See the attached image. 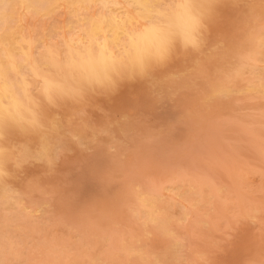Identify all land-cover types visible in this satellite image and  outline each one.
Masks as SVG:
<instances>
[{
  "label": "clouds",
  "instance_id": "obj_1",
  "mask_svg": "<svg viewBox=\"0 0 264 264\" xmlns=\"http://www.w3.org/2000/svg\"><path fill=\"white\" fill-rule=\"evenodd\" d=\"M222 2L0 0V264H35L38 253L61 264L63 249L50 228L72 229L58 216L57 191L45 180L58 174L73 146L117 152L115 129L129 118L97 125L91 102L138 80L147 81L158 99L174 100L170 89L183 74H156L188 56L198 67L205 54L221 50L224 41L210 43L209 37ZM224 54L238 62L210 78L211 99H228L243 71L264 69V26ZM35 166L41 175L27 176ZM159 201L151 187L132 189L123 207L136 231L106 234L113 259L98 257L92 264H176L183 241ZM145 228L170 246L144 245Z\"/></svg>",
  "mask_w": 264,
  "mask_h": 264
},
{
  "label": "rangeland",
  "instance_id": "obj_2",
  "mask_svg": "<svg viewBox=\"0 0 264 264\" xmlns=\"http://www.w3.org/2000/svg\"><path fill=\"white\" fill-rule=\"evenodd\" d=\"M261 26H264V0H223L218 6V17L211 25L209 37L210 43L215 42L218 38L224 41L221 50L205 54L200 59L198 67H193L195 57L188 56L176 60L167 69L156 74L160 76L168 71L183 74L170 89L174 100L167 96L158 99L147 81L138 80L124 83L113 96L98 97L91 102L89 113L92 121L97 125H103L108 119L118 121L124 116H129V118L115 129L121 143L117 152L109 156L103 148H96L92 152H83L73 146L72 154L61 163L58 174L45 180V183L51 184L57 191L56 211L58 216L66 220L72 229L68 231L57 227L55 224L50 228V238H55L63 247L59 256L61 264H92V261L99 256L107 260L113 259L110 251L103 244V237L105 234L118 229L129 232L136 230V226L130 224L123 204L130 198L132 189L143 185L142 188L151 187L158 191L161 195L160 198H164L159 201V205L163 209L168 207L169 216L174 218L172 228L183 241L180 254L175 257L176 264H264V92L261 91L264 85V69L257 66L255 70L247 69L240 73L233 86V96L229 99H211L208 89L210 78L224 74L226 69H231L238 62L231 55H225V51L231 52L233 48L242 45L246 37ZM251 85L255 86V89H252ZM240 122L245 127L240 125ZM260 124L263 125V128ZM210 127L214 130H211ZM225 136L229 138L226 139ZM202 142L204 143L202 144ZM242 151L248 152V154ZM257 157L259 160L256 159ZM220 159H223L222 162ZM237 167L247 170L250 178L247 171L243 170L241 174ZM216 168H218L217 171ZM226 168L235 176L228 174ZM41 172L42 168L35 166L27 169V176H39ZM236 176H241V179ZM173 177L174 179H171ZM203 179H205L206 184ZM131 182L132 184H130ZM196 185L200 188L195 189ZM254 188L256 189L252 191L251 189ZM180 190H184V192ZM164 191L166 194L163 193ZM215 193H217L216 196H214ZM248 197H251L250 201ZM195 201L199 204L198 208V204H194ZM199 208H202L203 212ZM204 209L206 210L204 211ZM176 212L178 213V215L176 214L177 217ZM207 212L208 214H206ZM199 231H202L201 233H204L205 236ZM147 232L151 234L148 233V236ZM141 234L143 244L150 245L151 249H163L170 246V241L160 234H154L151 229L145 228ZM60 235L61 238H59ZM62 235L66 236L63 237ZM59 240H63L66 244ZM80 242L82 244L79 245ZM206 245H208L207 248ZM38 254H35L38 258L33 256L35 264H52L53 257L51 259L49 256ZM40 255H43V259Z\"/></svg>",
  "mask_w": 264,
  "mask_h": 264
},
{
  "label": "bare ground",
  "instance_id": "obj_3",
  "mask_svg": "<svg viewBox=\"0 0 264 264\" xmlns=\"http://www.w3.org/2000/svg\"><path fill=\"white\" fill-rule=\"evenodd\" d=\"M257 73H258V72H257ZM236 80H237V79H236ZM240 81H241V80H240ZM248 82H249V81H248ZM248 84H249V83H248ZM257 84H258V83H257ZM257 84H256V85H257ZM242 85H243V84H242ZM254 85H255V84H254ZM256 85H255V86H256ZM262 85H263V84H262ZM262 85H261V86H262ZM251 86H252V89H255V88H254L255 86H254V87H253V85H251ZM245 87H246V86H245ZM248 87H250V86H248ZM258 88H259V87H258ZM243 89H245V88H243ZM246 89H247V88H246ZM256 89H257V88H256ZM245 91H246V90H245ZM245 91H244V92H245ZM256 91H258V90H256ZM261 91L264 92V85H263ZM235 92H236V91H235ZM239 92H240V91H239ZM241 92H242V91H241ZM248 92H249V91H248ZM236 94H237V93H236ZM260 94H262V93H260ZM240 95H241V93H240ZM209 96H210V95H209ZM232 96H233V95H231L230 97H232ZM206 97H207V96H206ZM200 98H201V97H200ZM208 99H209V98H208ZM228 99H229V98H228ZM245 99H246V98H245ZM203 100H204V97H203ZM209 101L211 102V100H209ZM212 101H213V100H212ZM236 101H237V100H236ZM243 102H244V101H243ZM240 103H241V102H240ZM253 105H254V103H253ZM207 106H208V105H207ZM224 106H225V105H224ZM260 106H261V104H260ZM205 107H206V106H205ZM261 107H262V106H261ZM202 108H203V107H202ZM244 108H245V107H244ZM254 108H255V107H254ZM256 108H257V107H256ZM256 108H255V109H256ZM246 109H247V108H246ZM255 111H256V110H255ZM213 113H214V112H213ZM258 113H259V112H258ZM199 114H200V113H199ZM261 114H262V113H261ZM234 116H235V115H234ZM246 116H247V115H246ZM230 117H231V116H230ZM248 117H249V116H248ZM222 118H223V117H222ZM257 118H258V117H257ZM220 119H221V118H220ZM237 119H238V118H237ZM237 119H235V120H237ZM245 119H246V118H245ZM218 120H219V119H218ZM233 120H234V119H233ZM249 120H250V119H249ZM258 120H259V119H258ZM221 121H222V120H221ZM244 121H245V120H244ZM260 121H261V120H260ZM251 122H252V121H251ZM263 122H264V121H263ZM217 123H218V122H217ZM217 123H216V124H217ZM240 123H241V122H240ZM252 123H253V122H252ZM237 124H238V123H237ZM257 124H258V123H257ZM262 124H263V123H262ZM224 125H225V123H224ZM230 125H231V124H230ZM232 125H233V124H232ZM240 125H243V124L241 123ZM246 125H247V124H246ZM215 126H216V125H215ZM218 126H219V125H218ZM220 126H222V125H220ZM243 126H244V125H243ZM260 126H261V124H260ZM262 126H263V125H262ZM262 126H261V127H262ZM226 127H227V126H226ZM226 127H225V128H226ZM244 127H245V126H244ZM213 128L217 129L216 127H213ZM219 128H220V127H219ZM221 128H222V127H221ZM225 128H224V129H225ZM238 128H240V127L238 126ZM242 128H243V127H242ZM256 128H257V127H256ZM262 128H263V127H262ZM210 129H211V130H214V129H212V127H210ZM224 129H223V130H224ZM246 129H247V128H246ZM250 129H251V128H250ZM217 130H219V129H217ZM247 130H248V129H247ZM255 130H256V129H255ZM258 131H259V130H258ZM224 132H225V131H224ZM232 132H233V131H232ZM249 132H250V131H249ZM251 132H252V131H251ZM215 133H216V132H215ZM239 134H240V133H239ZM248 134H249V133H248ZM227 135H228V134H227ZM241 135H242V134H241ZM255 135H257V134H255ZM219 136H221V135H219ZM219 136H218V137H219ZM223 136H224V135H223ZM244 136H245V135H244ZM263 136H264V135H263ZM221 137H222V136H221ZM230 137H231V136H230ZM232 137H233V136H232ZM245 137H246V136H245ZM248 137H249V136H248ZM257 137H258V136H257ZM214 138H215V137H214ZM214 138H213V139H214ZM225 138L227 139V138H229V137H226V136H225ZM236 138H237V137H236ZM251 138H252V137H251ZM254 138H255V137H254ZM221 139H222V138H221ZM234 140H235V139H234ZM253 140H254V139H253ZM202 141H203V140H202ZM218 141H220V140H218ZM221 141H222V140H221ZM237 141H239V140L237 139ZM245 141H247V139H245ZM249 141H250V140H249ZM255 141H256V140H255ZM200 142H201V141H200ZM222 142H223V141H222ZM203 143H204V142H202V144H203ZM205 143H206V141H205ZM226 143H227V142H226ZM242 143H243V141H242ZM244 143H245V142H244ZM248 143H250V142H248ZM257 143H258V142H257ZM259 143H260V142H259ZM196 144H197V143H196ZM206 144H208V143H206ZM206 144H205V145H206ZM234 144L237 145L238 142H237V144H236V143H234ZM226 145H227V144H226ZM240 145H241V144H240ZM250 145H251V144H250ZM196 146H197V145H196ZM209 146H210V144H209ZM229 146H230V145H229ZM254 146H255V145H254ZM261 146H263V145H261ZM198 147H199V146H198ZM220 147H221V146H220ZM224 147H225V146H224ZM235 147H236V146H235ZM242 147H243V145H242ZM255 147H256V146H255ZM237 148H238V147H237ZM258 148H259V146H258ZM225 149H226V147H225ZM225 149H224V150H225ZM233 149H234V147H233ZM240 149H241V147H240ZM245 149H246V148H245ZM255 149H256V148H254V150H255ZM251 150H252V149H251ZM256 150H257V149H256ZM194 151H195V150H194ZM213 151H214V150H213ZM220 151H221V150H220ZM231 151H232V150H231ZM248 151H249V150H248ZM258 151H259V149H258ZM192 152H193V150H192ZM199 152H200V151H199ZM233 152H235V151H233ZM242 152H243V151H242ZM242 152H241V154H242ZM249 152H250V151H249ZM259 152H261V151H259ZM195 153H196V152H195ZM243 153L248 154V152H243ZM251 153H253V152H251ZM193 154H194V153H193ZM199 154H200V153H199ZM214 155H215V154H214ZM200 156H201V155H200ZM215 156H216V155H215ZM222 156H223V155H222ZM243 156H244V155H243ZM252 156H253V155H252ZM255 156H256V155H255ZM258 156H259V155H258ZM185 157H186V156H185ZM209 157H210V156H209ZM223 157H224V156H223ZM226 157H227V156H226ZM228 157H230V156H228ZM232 157H233V156H232ZM244 157H245V156H244ZM247 157H248V156H247ZM181 158H183V157H181ZM213 158H214V157H213ZM219 158H220V157H219ZM230 158H231V157H230ZM230 158H229V159H230ZM185 159H186V158H185ZM203 159H204V158H203ZM206 159H207V157H206ZM208 159H209V158H208ZM217 159H218V158H217ZM236 159H237V158H236ZM244 159L246 160V158H244ZM251 159H252V158H251ZM256 159L259 160L258 157H257ZM130 160H131V159H130ZM186 160H188V159H186ZM204 160H205V159H204ZM204 160H203V161H204ZM209 160H210V159H209ZM214 160H216V159H214ZM220 160H221V159H220ZM222 160H223V159H222ZM222 160H221V162H222ZM238 160H239V159H238ZM249 160H250V158H249ZM260 160H261V159H260ZM134 161H136V160H134ZM134 161H133V162H134ZM178 161H179V160H178ZM181 162H182V161H181ZM214 162H215V161H214ZM217 162H218V160H217ZM227 162H229V161H227ZM240 162H241V161H240ZM252 162H253V160H252ZM135 163H136V162H135ZM223 163H224V162H223ZM223 163H222V164H223ZM229 163H230V162H229ZM254 163H255V162H254ZM257 163H258V161H257ZM132 164H133V163H132ZM183 164H185V163H183ZM210 164H211V163H210ZM250 164H251V163H250ZM261 164H262V163H261ZM130 165H131V164H130ZM152 165H153V164H152ZM189 165L191 166V164H189ZM201 165H202V164H201ZM205 165H206V164H205ZM216 165H218V164H216ZM230 165H232V164H230ZM233 165H234V164H233ZM235 165H236V164H235ZM235 165H234V166H235ZM134 166H135V164H134ZM203 166H204V164H203ZM225 166H226V165H225ZM237 166H238V165H237ZM175 167H176V166H175ZM182 167H183V166H182ZM192 167H193V166H192ZM205 167H206V166H205ZM213 167H214V166H213ZM226 167H227V166H226ZM222 168H223V166H222ZM229 168H230V167H229ZM237 168H239V167H237ZM151 169H152V168H151ZM213 169H215V168H213ZM217 169H218V168H216V171H217ZM239 169H240V168H239ZM260 169H261V168H260ZM154 170H156V169L154 168ZM154 170H153V172H154ZM185 170H186V169H185ZM191 170H192V169H191ZM191 170H190V171H191ZM226 170H227V168H226ZM243 170H245V169H240L239 172L242 174L243 172H241V171H243ZM251 170H252V169H251ZM254 170H255V169H254ZM176 171H178V170H176ZM216 171H215V172H216ZM232 171H233V168H232ZM234 171H236V170H234ZM245 171H247V170H245ZM257 171H259V170H257ZM29 172H31V171H29ZM226 172H227L228 174H231V175L235 176L234 174H232V172H229L228 170H227ZM239 172H238V174H239ZM179 173H181V172H179ZM236 173H237V172H236ZM181 174H182V173H181ZM197 174H199V173H197ZM200 174H201V173H200ZM204 174H205V173H204ZM221 174H223V173H221ZM247 174H248V171H247ZM132 175H133V174H132ZM146 175H147V174H146ZM169 175H170V174H169ZM171 175H172V173H171ZM119 176H120V175H119ZM148 176H149V175H148ZM159 176H160V174H159ZM185 176H186V175H185ZM190 176H191V175H190ZM203 176H204V175H203ZM208 176H209V173H208ZM211 176H212V175H211ZM241 176L243 177V175H241ZM241 176H239V177L236 176V177H238L239 179H241V178H240ZM248 176H249V174H248ZM253 176H255V175H253ZM253 176H252V177H253ZM258 176H259V175H258ZM263 176H264V174H263ZM167 177H168V176H167ZM174 177H175V176H174ZM174 177L171 178V179H174ZM181 177H182V176H181ZM204 177H205V176H204ZM224 177H225V176H224ZM252 177H251V178H252ZM183 178H185V177H183ZM187 178H188V177H187ZM197 178H198V177H197ZM207 178H208V177H207ZM229 178H230V177H229ZM249 178H250V176H249ZM249 178H248V179H249ZM133 179H134V178H133ZM133 179H132V180H133ZM136 179H137V178H136ZM149 179H150V178H149ZM159 179H160V178H159ZM165 179H166V178H165ZM167 179H168V178H167ZM200 179H201V178H200ZM248 179H247V181H248ZM258 179H259V178H258ZM177 180H178V179H177ZM181 180H183V179H181ZM181 180H180V181H181ZM193 180H194V179H193ZM201 180H202V179H201ZM201 180H200V181H201ZM203 180H204V182H205V179H203ZM217 180H218V179H217ZM227 180H228V179H227ZM256 180H257V179H256ZM256 180H255V181H256ZM259 180H260V179H259ZM52 181H53V179H52ZM130 181H131V180H130ZM159 181H160V180H159ZM189 181H190V180H189ZM194 181H195V180H194ZM207 181H208V180H207ZM237 181H238V179H237ZM237 181H236V182H237ZM54 182H55V181H54ZM133 182H135V181H133ZM176 182H177V181H176ZM198 182H199V181H198ZM201 182H202V181H201ZM229 182H231V181H229ZM139 183H140V182H139ZM162 183H163V182H162ZM173 183H174V182H173ZM182 183H183V182H182ZM184 183H185V182H184ZM188 183H189V182H188ZM195 183H196V182H195ZM195 183H192V184H195ZM215 183H216V182H215ZM239 183H240V182H239ZM239 183H238V184H239ZM130 184H132V182H131ZM201 184H202V183H201ZM205 184H206V182H205ZM240 184H241V183H240ZM252 184H253V182H252ZM262 184H263V183H262ZM62 185H63V184H62ZM158 185H159V184H158ZM160 185H161V184H160ZM177 185H178V184H177ZM190 185H191V183H190ZM198 185H199V184H198ZM198 185H196V188H195V189L200 188V186L197 187ZM217 185H218V184H217ZM223 185H224V184H223ZM231 185H232V184H231ZM247 185H248V183L246 184V186H247ZM256 185H257V184H256ZM143 186H144V185H143ZM143 186H142V187H143ZM213 186H215V185H213ZM162 187H163V186H162ZM182 187H183V186H182ZM182 187H181V188H182ZM188 187H189V185H188ZM191 187H192V186H191ZM205 187H206V185H205ZM241 187H242V185H241ZM241 187H240V188H241ZM250 187H251V186H250ZM132 188H133V187H132ZM159 188H160V187H159ZM164 188H166V187H164ZM167 188H168V187H167ZM167 188H166V189H167ZM169 188H170V187H169ZM173 188H174V185H173ZM192 188H193V187H192ZM208 188H209V187H208ZM212 188H213V187H212ZM215 188H216V187H215ZM219 188H220V187H219ZM248 188H249V187H248ZM252 188H253V187H252ZM256 188L258 189L257 186H256ZM256 188L251 189V190L253 191V190H255ZM63 189H64V188H63ZM157 189H158V188H157ZM183 189H184V188H183ZM222 189H223V188H222ZM241 189H242V188H241ZM64 190H65V189H64ZM172 190H173V189H172ZM176 190H177V188H176ZM190 190H191V189H189V191H190ZM203 190H204V189H203ZM215 190H216V189H215ZM219 190H220V189H219ZM219 190H217V191H219ZM262 190H263V188H262ZM156 191H157V190H156ZM161 191H162V188H161ZM180 191H181V190H180ZM186 191H187V190L185 189V192H186ZM195 191H196V190H195ZM212 191H214V190H212ZM232 191L234 192V190H232ZM259 191H261V190H259ZM157 192H158V191H157ZM178 192H179V191H178ZM181 192H184V190H182ZM190 192H191V191H190ZM197 192H201V191H197ZM204 192H205V191H204ZM204 192H203V193H204ZM63 193H64V192H63ZM163 193H165V191H164ZM176 193H177V192H176ZM187 193H188V192H187ZM224 193H225V192H224ZM230 193H231V192H230ZM230 193H229V194H230ZM249 193H250V192H249ZM254 193H255V192H254ZM261 193H263V192H261ZM261 193H260V194H261ZM165 194H166V193H165ZM173 194H174V193H173ZM200 194H201V193H200ZM211 194H212V193H211ZM216 194H217V193H215V195H214V194H213V195L216 196ZM222 194H223V193H222ZM234 194H235V193H234ZM238 194H239V193H238ZM256 194H257V193H256ZM256 194H255V196H256ZM260 194H259V196H260ZM57 195H58V194H57ZM195 195H196V194L194 193V196H195ZM202 195H203V194H202ZM202 195H201V196H202ZM219 195H220V194H218V196H219ZM235 195H236V194H235ZM160 196H161V195H160ZM165 196H166V195H165ZM169 196H170V195H169ZM171 196H172V195H171ZM188 196H191V195H188ZM198 196H199V195H198ZM203 196H204V195H203ZM220 196H221V195H220ZM237 196H238V195H237ZM242 196H243V195H242ZM249 196H250V194H249ZM263 196H264V195H263ZM263 196H262V197H263ZM183 197H185V196H183ZM183 197H182V198H183ZM207 197H208V196H207ZM221 197H222V196H221ZM231 197H232V196H231ZM233 197H234V195H233ZM246 197H247V195H246ZM246 197H245V198H246ZM256 197H257V196H256ZM162 198H163V197H162ZM162 198H160V200H161ZM167 198H168V197H167ZM176 198H177V197H176ZM185 198H186V197H185ZM202 198H203V197H202ZM210 198H211V197H210ZM213 198H214V197H213ZM216 198H218V197H216ZM224 198H225V196H224ZM235 198H236V197H235ZM240 198H241V197H240ZM240 198H239V199H240ZM243 198H244V197H243ZM245 198H244V199H245ZM248 198H249V197H248ZM250 198H251V197H250ZM250 198H249V201H250ZM163 199H164V198H163ZM196 199H198V198H196ZM200 199H201V198H200ZM252 199H253V198H252ZM261 199H262V198H261ZM219 200H220V198H219ZM240 200H242V199H240ZM209 201H210V200H209ZM230 201L232 202V200H230ZM235 201H236V200H235ZM242 201H243V200H242ZM242 201H241V202H242ZM259 201H260V200H259ZM262 201H263V200H262ZM163 202H164V200H163ZM168 202H169V201H168ZM178 202H180V201H178ZM195 202H196V201H195ZM217 202H218V201H217ZM222 202H224V201H222ZM256 202H257V201H256ZM165 203H166V202H165ZM193 203H194V202H193ZM199 203H200V202H199ZM203 203H204V202H203ZM212 203H213V202H212ZM227 203H228V201H227ZM258 203H259V202H258ZM167 204H169V203H167ZM175 204H176V203H175ZM175 204H174V205H175ZM181 204H182V203H181ZM185 204H186V203H185ZM194 204H198V203L196 202V203H194ZM207 204H209V203H207ZM217 204H219V203H217ZM234 204H235V203H234ZM234 204H233V205H234ZM250 204H252V203H250ZM260 204H261V203H260ZM165 205H166V204H165ZM172 205H173V204H172ZM177 205H178V204H177ZM177 205H176V206H177ZM183 205H184V204H183ZM212 205H213V204H212ZM214 205H215V204H214ZM226 205H227V204H226ZM181 206H182V205H181ZM198 206H199V204L197 205V208H198ZM223 206H224V204H223ZM228 206H230V205L228 204ZM247 206H248V205H247ZM256 206H257V205H256ZM263 206H264V205H263ZM159 207H161V208L163 209L162 206L159 205ZM172 207H173V206H172ZM174 207H175V206H174ZM174 207H173V208H174ZM189 207H190V206H189ZM200 207H201V206H200ZM206 207H207V206H206ZM206 207H205V208H206ZM208 207H209V206H208ZM210 207H211V206H210ZM164 208H165V207H164ZM167 208H168V207H167ZM167 208H165V209L167 210ZM191 208H192V207H191ZM191 208H190V209H191ZM193 208H194V207H193ZM203 208H204V207H203ZM179 209H181V208H179ZM186 209H187V208H186ZM199 209H200V211H202V210H201L202 208H199ZM199 209H198V210H199ZM207 209H208V208H207ZM213 209H214V208H213ZM219 209H220V208H219ZM224 209H225V208H224ZM236 209H237V208H236ZM181 210H182V209H181ZM205 210H206V209H204V211H205ZM214 210H215V209H214ZM221 210H223V209H221ZM117 211H118V210H117ZM123 211H124V210H123ZM183 211H184V210H183ZM193 211H194V210H193ZM196 211H197V210H196ZM210 211H212V209H210ZM215 211H216V210H215ZM177 212H178V211H177ZM177 212L175 213V215H176V214L178 215ZM202 212H203V211H202ZM226 212H227V211H226ZM233 212H234V211H233ZM187 213H188V212H187ZM187 213H186V214H187ZM210 213H212V212H210ZM228 213H229V212H228ZM246 213H247V212H246ZM248 213H249V212H248ZM259 213H260V212H259ZM186 214H183V215H186ZM194 214H195V213H194ZM206 214H208V212H207ZM221 214H222V213H221ZM170 215H171V214H170ZM175 215H174V216H175ZM177 215H176V217H177ZM183 215H182V216H183ZM190 215H191V214H190ZM190 215H189V216H190ZM218 215H219V214H218ZM227 215H228V214H227ZM229 215H230V214H229ZM248 215H249V214H248ZM256 215H257V214H256ZM119 216H120V215H119ZM179 216H180V215H179ZM192 216H193V214H192ZM205 216H206V215H205ZM232 216H233V215H232ZM245 216H246V215H245ZM257 216H258V215H257ZM123 217H124V216H123ZM117 218H118V216H117ZM121 218H122V217H121ZM190 218H191V217H190ZM202 218H203V217H202ZM247 218H248V217H247ZM119 219H120V218H119ZM119 219H118V220H119ZM188 219H189V218H188ZM203 219H205V218H203ZM228 219H229V218H228ZM230 219H231V218H230ZM233 219H234V218H233ZM237 219H238V218H237ZM245 219H246V218H245ZM253 219H254V218H253ZM124 220H125V219H124ZM124 220H123V221H124ZM178 220H179V218H178ZM193 220H194V219H193ZM197 220H198V219H197ZM247 220H248V219H247ZM251 220H252V219H251ZM207 221H208V220H207ZM212 221H213V218H212ZM216 221H217V220H216ZM174 222H175V221H174ZM201 222H202V221H201ZM130 224H131V222H130ZM211 224H212V222H211ZM222 224H224V222H222ZM81 225H82V224H81ZM123 225H124V222H123ZM123 225H122V226H123ZM176 225H180V224H176ZM196 225H197V224H196ZM198 225H199V224H198ZM198 225H197V226H198ZM201 225H202V224H201ZM203 225H205V224H203ZM228 225H230V224H228ZM114 226H115V225H114ZM181 226H182V225H181ZM185 226H186V225H185ZM185 226H184V227H185ZM190 226H191V225H190ZM194 226H195V225H194ZM217 226H219V225H217ZM187 227H188V226H187ZM191 227H192V226H191ZM220 227H221V225H220ZM123 228H124V227H123ZM174 228H176V227H174ZM177 228H178V227H177ZM185 228H186V227H185ZM117 229H118V228H117ZM124 229H125V228H124ZM135 229H136V228H135ZM148 229H149V228H148ZM189 229H190V227H189ZM198 229H199V228H198ZM200 229H201V228H200ZM205 229H206V228H205ZM210 229H211V228H210ZM54 230H55V229H54ZM118 230H119V229H118ZM149 230H150V229H149ZM191 230H192V229H191ZM196 230H197V229H196ZM203 230H204V229H203ZM212 230H213V229H212ZM110 231H111V230H110ZM135 231H136V230H135ZM135 231H134V232H135ZM145 231H146V230H145ZM145 231H144V232H145ZM183 231H184V230H183ZM217 231H218V230H217ZM73 232H74V231H73ZM86 232H87V231H86ZM106 232H107V231H106ZM142 232H143V231H142ZM188 232H189V231H188ZM190 232H191V231H190ZM190 232H189V233H190ZM199 232L201 233L202 231H199ZM210 232H211V231H210ZM50 233H51V231H50ZM52 233H53V231H52ZM54 233H55V232H54ZM101 233H103V232H101ZM109 233H110V232H109ZM148 233H149V232H147V235H148ZM186 233H187V232H186ZM189 233H188V234H189ZM194 233H195V232H194ZM196 233H197V232H196ZM217 233H218V232H217ZM220 233H221V232H220ZM149 234H151V233H149ZM154 234H156V233H154ZM201 234H204V233H201ZM209 234H210V233H209ZM55 235H56V234H55ZM58 235H59V234H58ZM100 235H101V234H100ZM105 235H106V234H105ZM141 235H142V234H141ZM144 235H146V234H144ZM147 235H146V236H147ZM176 235H177V234H176ZM195 235H196V234H195ZM212 235H213V234H212ZM51 236H52V235H51ZM62 236H63V235H62ZM65 236H66V235H64L63 237H65ZM102 236H103V234H102ZM146 236H145V237H146ZM148 236H149V235H148ZM148 236H147V237H148ZM190 236H191V234L189 235V237H190ZM204 236H205V234H204ZM58 237H59V236H58ZM77 237H78V235H77ZM88 237H89V236H88ZM98 237L101 238L100 236H98ZM145 237H144V238H145ZM181 237H183V236H181ZM194 237H195V236H194ZM211 237H212V236H211ZM59 238H61V235H60ZM85 238H86V237H85ZM103 238H104V237H103ZM142 238H143V237H142ZM153 238H154V237H153ZM192 238H193V237H192ZM62 239H63V238H62ZM89 239H90V238H89ZM197 239H198V237H197ZM197 239H195V241H197ZM205 239H206V238H205ZM205 239H204V240H205ZM209 239H210V237H209ZM54 240H55V238H54ZM95 240H96V239H95ZM95 240H94V241H95ZM103 240H104V239H103ZM188 240H189V239H188ZM59 241H63V240H59ZM66 241H67V240H66ZM68 241H69V240H68ZM75 241L77 242V240H75ZM78 241H79V240H78ZM151 241H152V240H151ZM156 241H157V240H156ZM162 241H164V240H162ZM165 241H166V240H165ZM63 242H64V241H63ZM95 242H96V241H95ZM189 242H190V241H189ZM189 242H188V243H189ZM206 242H207V241H206ZM64 243H65V242H64ZM64 243H63V244H64ZM69 243H70V242H69ZM91 243H92V242H91ZM101 243H102V241H101ZM166 243H167V241H166ZM198 243H199V242H198ZM65 244H66V243H65ZM73 244H74V242H73ZM73 244H71V245H73ZM76 244H77V243H76ZM80 244H82V242H80L79 245H80ZM86 244H87V243H86ZM103 244H104V243H103ZM147 244H148V243H147ZM192 244H193V243H192ZM104 245H105V244H104ZM164 245H165V244H164ZM73 246H74V245H73ZM77 246H78V245H77ZM77 246H75V247H77ZM81 246H82V245H81ZM86 246H87V245H86ZM158 246H159V245H158ZM182 246H183V245H182ZM203 246H205V245H203ZM207 246H208V245H206V248H207ZM79 247H80V246H79ZM105 247H106V246H105ZM192 247H193V246H192ZM62 248H63V247H62ZM72 248H73V247H72ZM82 248H83V247H82ZM99 248H100V247H99ZM187 248H188V247H187ZM64 249H65V248H64ZM73 249H75V248H73ZM85 249H86V247H85ZM91 249H92V248H91ZM103 249H104V248H103ZM105 249H106V248H105ZM202 249H203V247H202ZM87 250H88V249H87ZM92 250H93V249H92ZM96 250H97V249H96ZM150 250H151V249H150ZM188 250H189V249H188ZM197 250H198V248H197ZM62 251H63V250H62ZM64 251H65V250H64ZM75 251H76V250H75ZM77 251H78V250H77ZM77 251H76V252H77ZM79 251H80V250H79ZM81 251H82V250H81ZM84 251H85V250H84ZM98 251H99V250H98ZM102 251H103V250H102ZM102 251H101V252H102ZM109 251H110V250H109ZM185 251H186V250H185ZM192 251H193V250H192ZM69 252H70V251H69ZM101 252H100V253H101ZM190 252H191V251H190ZM198 252H200V251H198ZM73 253H75V252H73ZM84 253H85V252H84ZM87 253H88V252H87ZM104 253H105V252H104ZM106 253H107V252H106ZM65 254H66V253H65ZM76 254H77V253H76ZM79 254H80V253H79ZM102 254H103V253H102ZM185 254H186V253H185ZM36 255H37V254H36ZM36 255H35V256H36ZM38 255H39V254H38ZM67 255H68V254H67ZM72 255H73V254H72ZM100 255H101V254H100ZM104 255H105V254H104ZM190 255H191V254H190ZM40 256H41V255H40ZM42 256H43V255H42ZM42 256H41V258H42ZM77 256H78V255H77ZM84 256H85V255H84ZM96 256H97V255H96ZM105 256H106V255H105ZM36 257H37V256H36ZM68 257H69V256H68ZM82 257H83V256H82ZM99 257H100V256H99ZM187 257H188V255H187ZM199 257H200V256H199ZM37 258H38V257H37ZM45 258H46V257H45ZM45 258H44V259H45ZM50 258H51V257H50ZM72 258H73V257H72ZM78 258H79V257H78ZM78 258H77V260H78ZM86 258H88V257H86ZM106 258H108V257H106ZM109 258H110V257H109ZM196 258H197V257H196ZM35 259H36V258H35ZM39 259H40V258H39ZM42 259H43V258H42ZM48 259H49V258H48ZM51 259H52V258H51ZM65 259H67V258H65ZM79 259H80V258H79ZM96 259H97V258H96ZM110 259H111V258H110ZM193 259H195V258H193ZM197 259H198V258H197ZM72 260H73V259H72ZM105 260H107V259H105ZM179 260H180V259H179ZM199 260H200V259H199ZM47 261H48V260H47ZM74 261H75V260H74ZM79 261H80V260H79ZM81 261H82V260H81ZM83 261H84V260H83ZM188 261H189V260H188ZM257 261H258V260H257ZM259 261H260V260H259ZM39 262H40V261H39ZM64 262H65V261H64ZM70 262H72V261H70ZM86 262H87V261H86ZM90 262H91V260H90ZM192 262H193V261H192ZM201 262H202V261H201ZM203 262H205V261L203 260ZM40 263H43V262H40ZM66 263H67V262H66ZM176 263H177V262H176ZM178 263H179V262H178ZM252 264H254V263H252ZM255 264H256V263H255Z\"/></svg>",
  "mask_w": 264,
  "mask_h": 264
}]
</instances>
